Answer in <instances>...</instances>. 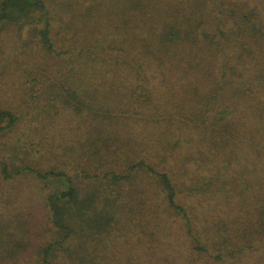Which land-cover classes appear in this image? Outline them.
<instances>
[{
	"label": "trees",
	"instance_id": "16d2710c",
	"mask_svg": "<svg viewBox=\"0 0 264 264\" xmlns=\"http://www.w3.org/2000/svg\"><path fill=\"white\" fill-rule=\"evenodd\" d=\"M7 30L3 71L75 113L76 164L104 172L0 159V264H264V0H0Z\"/></svg>",
	"mask_w": 264,
	"mask_h": 264
},
{
	"label": "rangeland",
	"instance_id": "374dc122",
	"mask_svg": "<svg viewBox=\"0 0 264 264\" xmlns=\"http://www.w3.org/2000/svg\"><path fill=\"white\" fill-rule=\"evenodd\" d=\"M10 32L3 31L0 37V110H11L20 120L12 128L7 127L8 119L0 123V127H7L0 134V159L11 160V163L17 166L38 164L45 171L56 168L82 172L84 168L90 167L93 173H103L104 169L99 167V164H89L86 158L81 160V166L76 164L75 158L80 154L81 147H88L86 141L89 137L80 118L71 110L60 109L62 104L60 105L59 101L52 102L42 96L40 86L35 87L31 80L25 81V72L24 77H11L13 70L8 72L1 68L3 64L10 63L15 55L21 52L25 54L26 51L17 39L8 38L7 34ZM19 62H29V67H32L26 55H20L17 63ZM75 149H78L77 153ZM123 165L127 167L128 164L123 162ZM25 179V184L24 181L15 179L14 183L7 182L5 186L11 188L10 186L22 182V186L18 185L17 190L22 189L24 194L34 191L37 217L47 219L44 198L56 185L52 183L48 187L45 182L33 176ZM0 193H3L2 190ZM7 193L6 189L3 196ZM46 222L48 223V220Z\"/></svg>",
	"mask_w": 264,
	"mask_h": 264
}]
</instances>
